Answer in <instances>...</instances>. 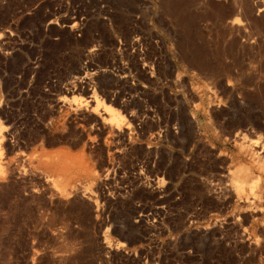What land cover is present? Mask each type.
<instances>
[{"label": "rangeland", "instance_id": "obj_1", "mask_svg": "<svg viewBox=\"0 0 264 264\" xmlns=\"http://www.w3.org/2000/svg\"><path fill=\"white\" fill-rule=\"evenodd\" d=\"M0 264H264V0H0Z\"/></svg>", "mask_w": 264, "mask_h": 264}, {"label": "bare ground", "instance_id": "obj_2", "mask_svg": "<svg viewBox=\"0 0 264 264\" xmlns=\"http://www.w3.org/2000/svg\"><path fill=\"white\" fill-rule=\"evenodd\" d=\"M109 108H111V107H109ZM109 108L106 109V110L109 111V112H111V111H115V110H113L112 108H111V109H109ZM111 113H112V112H111ZM114 113H115V112H114ZM111 115H112V114H111ZM111 115H110V116H111ZM115 115H116V113H115ZM116 116H117V115H116ZM116 116L113 115L112 118H113V120L116 121V123H118L117 121H119V120L116 118ZM116 126H118V124H116ZM61 152H62V151H61ZM50 155H51V154H50ZM50 155H49V156H50ZM56 156H57V154H56ZM61 157H62V156H61ZM80 158H81V157H80ZM65 159H66V158H64V160H65ZM78 161H79V160H78ZM69 162H70V161H69ZM66 163H67V162H66ZM84 165H86V164H84Z\"/></svg>", "mask_w": 264, "mask_h": 264}]
</instances>
